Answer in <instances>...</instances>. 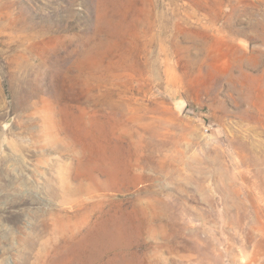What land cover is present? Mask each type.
I'll return each instance as SVG.
<instances>
[{
  "label": "rangeland",
  "instance_id": "374dc122",
  "mask_svg": "<svg viewBox=\"0 0 264 264\" xmlns=\"http://www.w3.org/2000/svg\"><path fill=\"white\" fill-rule=\"evenodd\" d=\"M0 264H264V0H0Z\"/></svg>",
  "mask_w": 264,
  "mask_h": 264
}]
</instances>
